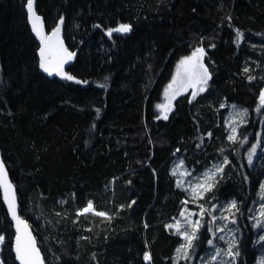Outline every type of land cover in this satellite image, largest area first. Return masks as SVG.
Segmentation results:
<instances>
[{
  "label": "trees",
  "instance_id": "16d2710c",
  "mask_svg": "<svg viewBox=\"0 0 264 264\" xmlns=\"http://www.w3.org/2000/svg\"><path fill=\"white\" fill-rule=\"evenodd\" d=\"M27 1L0 0V149L46 264H199L210 222L187 258L168 227L193 208L175 155L196 168L224 161L202 201L235 200L236 263L252 264L250 204L264 167L247 152L264 135V0H36L47 31L64 20L71 80L41 69ZM122 23L132 30L108 35ZM199 45L209 84L157 119L176 64ZM230 104L248 120L240 139L228 138ZM90 201L105 215L84 213ZM13 235L0 194L3 264H18Z\"/></svg>",
  "mask_w": 264,
  "mask_h": 264
},
{
  "label": "rangeland",
  "instance_id": "374dc122",
  "mask_svg": "<svg viewBox=\"0 0 264 264\" xmlns=\"http://www.w3.org/2000/svg\"><path fill=\"white\" fill-rule=\"evenodd\" d=\"M203 69L199 66H197L196 71L193 75L192 80L194 82L201 81L203 79ZM189 80L188 73L184 72L182 68L180 67L177 70V74L175 76V89H167L164 97L167 100H171L173 96V92L176 91L177 88H180L183 84L187 83ZM229 110L227 112L225 121L227 126V134L228 138L230 136H234L235 139H240L241 133L240 128L242 125L248 122L246 118L245 112L238 108L234 104L229 105ZM160 115V112H156ZM162 118V117H161ZM262 127H260L257 131V136L252 142V146L247 152V155L249 156L250 152L253 155L252 161L257 158V155H261L260 158L257 159V163L249 162V165L252 166V168H255L258 166V164H263L264 167V139L262 140ZM235 130V131H233ZM230 140V139H229ZM255 146V147H254ZM247 156V157H248ZM179 165V168L177 166ZM220 168L221 170L219 172H216V168ZM224 167V161L218 160L213 161L209 160L206 163H203L200 168H196L195 165L189 164L186 162L183 155H175L174 158L171 161L170 169L171 172L175 170L174 178L175 182L178 186V181H181V187L185 188L186 193V202L191 204L193 208L185 206L183 209H181L179 215L174 218V225L179 223V229H176L178 233H180L182 237L181 244L178 248H181L182 245H186L187 241L184 239V233H187L188 235H191L193 232V228L196 221H200V227L202 228L205 223L207 224L210 222L208 230L211 232V237L209 240L213 241V244H209L207 249L204 250V252L199 256L198 262L199 264H237V256L235 259H233L232 256L227 255L226 253L229 250V245L235 243L237 244V234L234 229L233 220L234 215L236 212V209H233L232 212H229L227 210L228 206L231 204L232 201H235L233 199H227L222 202V205H219L218 203H214L213 205L208 206L207 203L202 201V198L206 195V192L203 188L198 189V194H194L192 192V188L199 185L204 184L205 187H207L208 184H213L216 182L217 177L221 174L222 169ZM215 172V175L212 177L211 180H208L207 183H205V173H209L210 175ZM112 183V182H111ZM264 185V173H262L257 180L256 186H255V196L251 202L250 210H251V216H250V222L252 226V238L253 242L255 243L254 246V257L252 264H261V261L264 260V241L260 240L261 236H264V228L261 227H253V225L256 223V219H261V205L264 204V199H262V196H264V191H262L261 186ZM211 186V187H212ZM108 188V185L106 186ZM88 206V205H87ZM86 208V207H85ZM249 208V207H248ZM239 209V207H238ZM90 212L95 213H101L97 211L94 207ZM181 212H184V215H181ZM201 212H203V215H201ZM206 213L209 217H207ZM222 218V220H220ZM226 218V219H225ZM191 221V223H189ZM262 223H264V220H262ZM216 229H221L222 231L217 232ZM199 229L196 232V235L198 234ZM223 236L224 239H220V237ZM233 238H235L233 240ZM1 247V243H0ZM177 248V249H178ZM176 249V256L178 257ZM217 249L220 250V254L218 255L217 260L212 261L211 257L213 255H217ZM234 252L238 250V248L234 247L232 249ZM148 254V252H145ZM149 255V254H148ZM183 256V254H180ZM145 259V254L143 256ZM0 262L1 256H0Z\"/></svg>",
  "mask_w": 264,
  "mask_h": 264
},
{
  "label": "snow or ice",
  "instance_id": "6c2138e0",
  "mask_svg": "<svg viewBox=\"0 0 264 264\" xmlns=\"http://www.w3.org/2000/svg\"><path fill=\"white\" fill-rule=\"evenodd\" d=\"M28 10L30 15V19L33 20V31H35L37 33V35H40V30L37 27L35 21L39 20V17H35L34 12H33V0H28ZM34 17V19H33ZM63 22V18H61V23ZM132 30V26L129 24H120L118 25V27L114 28V29H109L108 30V35H111L113 32H118V33H129ZM60 31V25H57V28L54 29L53 31V35H58ZM239 36V33H238ZM42 43H44V38L41 37ZM63 58L59 60V62L55 65V67L51 66L49 60L46 57V49L45 47H42L40 49V56H41V61H40V67L41 69H43V71L47 72L49 75H51L53 72H56L59 75H63L66 76L67 79H73V77L71 76H67V74L63 73V64L65 62V59L67 60H71L72 57L75 55L74 53H70L67 51V49H63ZM199 54V56L197 55ZM204 55V50L203 49H196V52L193 53V57L190 58H185V60L181 61V64H185L190 60L196 59L198 60L200 57H202ZM200 67L203 69V79L200 81V83L202 85H206L207 84V80L210 78L207 72L206 68H203V65L201 64ZM245 71H247V69H245ZM85 83H87L85 81ZM200 91H204V88L201 87ZM193 96H195V93H193ZM261 103L264 104V92L261 93ZM158 108L164 109V108H168V110H171L169 106L167 105H158ZM161 117H157V119H159ZM163 118L167 119V114H163ZM235 131V130H233ZM230 140H234L235 137L234 136H230L229 137ZM255 147V146H254ZM253 159V155L250 152L249 156H248V160L251 163ZM225 163H227V161H225ZM3 164L0 163V186H2L4 188V198L5 201L8 203V207H9V211L11 212L12 216L14 219L17 220L18 226L20 223H22L21 221H19V218L16 216V205H15V194L14 192L11 193V195L9 194V189L11 188L10 183H8L7 181V174L3 171ZM177 168H179V165L177 166ZM221 169L218 167L216 168V172H219ZM173 174H175V170L173 171ZM215 175V172H213L211 175L209 173H205V183H207L208 180H211L212 177ZM182 182L178 181V186H181ZM211 184H208L207 187H205L204 184H199L195 187L192 188V192L194 194H198V189L203 188L205 191H207L209 188H211ZM262 191H264V185L261 186ZM262 199H264V196H262ZM93 209V205L91 203V201L88 203V206L86 208H84L82 211L84 213H87L89 211H91ZM233 209H236L238 211V207L235 201H232L231 204L228 206L227 210L229 212H232ZM98 215L104 216V213H97ZM181 215H184V212H181ZM201 215H203V212H201ZM226 219V218H225ZM262 220H264V204L261 205V219H256V223L253 225V227H261L264 228V223H262ZM233 223H235V221H232ZM189 223H191V221H189ZM168 227H176L177 229H179V223H177L175 226L173 225H169ZM200 227V221H196L194 228H193V232L191 235H188L187 233H184V239L187 241L186 245H182L181 248L177 249V254L178 257L180 256V254L182 253L184 258H187L189 253L187 251V249L192 248L193 247V241L196 239V232ZM217 232L222 231L221 229H216ZM4 237L0 236V243L4 242ZM220 239H224L223 236L220 237ZM235 238H233L234 240ZM261 241H264V236L260 237ZM208 243L211 245L213 244L212 240H209ZM235 247V243L230 244L229 245V250L226 253L229 256H232L233 259H235L236 256L239 255V252L236 251L234 252L232 249ZM15 251H16V258L20 261V264H40L39 261V253L36 249L35 246V240L33 238H31L30 236H28L27 239H22L21 235L19 234V227H18V235L16 238V245H15ZM217 255H213L211 257L212 261L217 260L218 255L220 254V250L217 249ZM150 257L147 253H145V260H149ZM0 264H3V262H0ZM261 264H264V260L261 261Z\"/></svg>",
  "mask_w": 264,
  "mask_h": 264
},
{
  "label": "water",
  "instance_id": "95a60500",
  "mask_svg": "<svg viewBox=\"0 0 264 264\" xmlns=\"http://www.w3.org/2000/svg\"><path fill=\"white\" fill-rule=\"evenodd\" d=\"M35 3H36V0H33V12H34V15H35V17H39V20L35 21L37 27L40 30V35L39 36L37 35V33L35 31H33V20L30 19V15L31 14L29 13V10H28V1L26 3V8L25 9H26V13H27V21H28L29 27L31 29V32H32L33 36L36 38V40H37V42L39 44V60L41 61L40 49L42 47H45V49H46V57L49 60L51 66L55 67V65L59 62V60L63 58V55H64L63 54V49H67V51L70 52V53H74V52L68 48V46L66 45V43L64 41V38H63V24H64V20L61 23V19H59L58 22L56 23V25L53 28H51L49 31H47L46 28H45V24H44V20H43L42 15H40L36 11V6H35L36 4ZM33 19H34V17H33ZM58 24L60 25V31H59L58 35L54 36L53 35V31H54V29L57 28ZM41 37L44 38V43H42ZM198 48L204 50V55L199 58L200 65L202 64L203 67L207 69L208 75L210 77V73H209L207 65L205 63L206 50L204 49V47L202 45H199V46H196L195 48H193L185 58L193 57V53L196 52V49H198ZM72 59H73V57H72ZM72 59L71 60L65 59V62L63 64V70H65V68L71 63ZM196 62H197V60L193 59V60L188 61L184 65L185 66L188 65V67L190 68L191 73H193L194 69H195V66H196ZM178 65L179 64H176V66L174 68V71H173L172 79L166 85V88L171 87V85L173 84L174 76H175L176 70L178 68ZM53 74H57V73L53 72L51 75H53ZM209 81H210V78L207 80V84L206 85H202L200 82L196 83V84L195 83L194 84L190 83L188 89L192 88L191 99H193V97H194L193 93H195V95H196L199 92V90L201 89V87H203L205 89L206 86L209 84ZM262 92H264V84H263V86L261 88L260 96H261ZM184 93H182V94H184ZM174 101H172L171 104H173ZM168 116H169V113L167 114V117ZM0 163L3 164V166H4L3 167V171L7 174V181L11 185V188L9 189V194L11 195V193H13V192L15 194L16 216L19 218V221L22 222L18 226L17 220L13 218L11 212L9 211L8 203L5 201L4 188L2 186H0L1 199L3 201V204H4L5 208H6V211H7V214L9 216V219L11 221V226H12V229H13V232H14L13 243H12V252L14 254V258H15L16 262L18 264H20V261L16 258V251H15L16 238H17V235H18V227H19V234L21 235L22 239H27L28 236H30L31 238H33L35 240V246H36V249H37V251L39 253L40 264H46L45 259H44V255H43V253L41 251V248L39 246L38 240H37V238H36V236L34 234V231H33L32 227H31V225L20 214L19 202H18V196H17V189H16V186H15L14 182L12 181V179L10 177V173H9V170H8V168L6 166V163H5L4 159H3V156H2V153H1V149H0Z\"/></svg>",
  "mask_w": 264,
  "mask_h": 264
},
{
  "label": "flooded vegetation",
  "instance_id": "af4514ba",
  "mask_svg": "<svg viewBox=\"0 0 264 264\" xmlns=\"http://www.w3.org/2000/svg\"><path fill=\"white\" fill-rule=\"evenodd\" d=\"M198 56H199V54H198ZM185 59V58H184ZM184 59H180V61L178 62V68H177V70L181 67L182 68V70L184 71V72H186V73H188V77H189V80H188V82L187 83H185V84H183L180 88H177L176 89V91L175 92H173V96H172V98H171V100H167L165 97H163L162 98V100L157 104V106L158 105H167V106H169L170 107V109L171 110H168V108L166 107V108H164V109H161V108H158L157 106H156V112H160L161 113V116H162V118H163V114H170L171 112H172V110H174V108H175V105H176V101L178 100V98L179 97H181V96H183V95H187L188 96V98H189V100H191V93H192V88H190V89H188V87H189V85H190V83H199V81H197V82H194L193 80H192V78H193V75H194V73H195V71H196V68H197V66H198V64H199V66H200V60L198 59L197 60V62H196V66H195V69H194V72L193 73H191V71H190V68L188 67V65L187 66H185L184 64L182 65L181 64V61H183ZM204 68V67H203ZM177 70H176V73H175V76H176V74H177ZM173 75V74H172ZM175 76H174V81H173V84L171 85V87H169L170 89H175V86H176V84H175ZM172 79V78H171ZM166 88V87H165ZM168 88V89H169ZM167 89V88H166ZM186 91V92H185ZM185 92V93H184ZM199 92H200V90H199ZM198 92V93H199ZM182 93H184V94H182ZM197 93V94H198ZM196 94V95H197ZM175 100V101H174ZM172 101H174V103L173 104H171V102ZM158 114V113H157ZM158 116L160 117V115L158 114Z\"/></svg>",
  "mask_w": 264,
  "mask_h": 264
}]
</instances>
